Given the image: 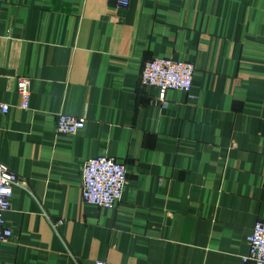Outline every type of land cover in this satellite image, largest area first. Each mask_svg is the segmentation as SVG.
Here are the masks:
<instances>
[{
    "label": "crops",
    "instance_id": "crops-1",
    "mask_svg": "<svg viewBox=\"0 0 264 264\" xmlns=\"http://www.w3.org/2000/svg\"><path fill=\"white\" fill-rule=\"evenodd\" d=\"M155 57L191 62L190 91L155 100ZM0 103V162L26 184L0 264H243L264 220V0H0ZM61 112L84 127L56 133ZM100 154L127 170L110 208L80 197Z\"/></svg>",
    "mask_w": 264,
    "mask_h": 264
},
{
    "label": "built area",
    "instance_id": "built-area-1",
    "mask_svg": "<svg viewBox=\"0 0 264 264\" xmlns=\"http://www.w3.org/2000/svg\"><path fill=\"white\" fill-rule=\"evenodd\" d=\"M117 7H126L129 0H115ZM194 65L188 61L174 60L169 57H155L144 62L140 83L156 89L155 100L164 103L169 89L189 92L192 86ZM19 94V106L27 109L30 103V78L19 76L16 79ZM7 104L0 103L1 112L5 113ZM85 119L73 114L59 113L56 117L55 132L75 134L84 127ZM127 183V170L123 163L112 157L100 154L86 159L81 165L80 197L83 202L102 208L115 206L121 199ZM21 179L6 164L0 162V244L11 236V231L4 226L2 213L10 208L15 187H25ZM243 264H264V220H257L247 236V252L241 256ZM94 264H106L104 260H95Z\"/></svg>",
    "mask_w": 264,
    "mask_h": 264
}]
</instances>
